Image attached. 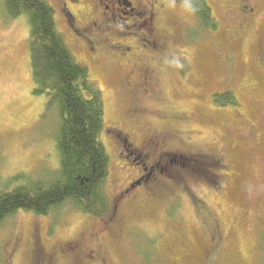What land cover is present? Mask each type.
I'll use <instances>...</instances> for the list:
<instances>
[{
  "label": "rangeland",
  "instance_id": "1",
  "mask_svg": "<svg viewBox=\"0 0 264 264\" xmlns=\"http://www.w3.org/2000/svg\"><path fill=\"white\" fill-rule=\"evenodd\" d=\"M48 1L58 29L103 92L101 140L110 156L108 188L116 210L108 218H95L72 205L49 216L19 210L0 226L2 263L39 264L31 259L32 235L40 236L49 253L55 244L100 230L97 243L111 264H264V8L245 27L244 17L227 8L229 0H207L220 24L217 30L202 28L204 32L197 34L196 26L202 25L188 4L164 0V25L171 42L157 94L147 93L150 97L142 101L151 108V97L159 100V115L148 117L144 111L133 112L137 98L127 83L131 55L123 56L112 46L105 49L101 43L94 53L87 39L71 28L60 8L62 0ZM64 1L79 21L98 19L110 4L108 0ZM3 15L0 185L13 186L18 182L13 176L21 171L41 173L59 167L55 140L59 117L54 110L45 113V95L33 93L27 17ZM115 15L116 24L123 25L107 36L110 44L137 43L133 34L118 38L133 21L121 12ZM145 27L152 30L148 20ZM219 91H232L238 103L217 104L214 94ZM146 120L148 132L166 135L168 161L188 157L185 168L181 159L173 160L155 180L151 171L156 173L160 167L152 170L144 152L130 147L124 152L108 132L116 122L130 130L134 122L142 127ZM140 179L142 185L131 192L136 198L124 196L129 184ZM92 244L84 238L81 245ZM138 250L151 252L149 258Z\"/></svg>",
  "mask_w": 264,
  "mask_h": 264
},
{
  "label": "trees",
  "instance_id": "2",
  "mask_svg": "<svg viewBox=\"0 0 264 264\" xmlns=\"http://www.w3.org/2000/svg\"><path fill=\"white\" fill-rule=\"evenodd\" d=\"M183 1L202 25L196 26L197 34L218 29L220 23L207 0ZM1 14L7 19L22 15L28 19L35 82L33 93L47 97L45 113L54 110L58 114L55 140L60 160L59 167L53 170L21 171L13 176L18 181L13 186L0 185V226L19 210L49 216L67 205L95 218L111 217L116 209L108 188L110 156L101 140L105 103L100 86L91 79L88 67L77 59L58 29L54 7L48 0H0ZM214 100L221 106L238 103L232 91L216 92ZM178 157V160L171 159L177 163L183 160L180 164L185 168L188 157ZM82 234L93 243L84 246L86 254L92 255L100 234ZM69 242L53 245L45 256L49 257L55 247L60 249L59 246L67 255ZM138 253L145 254L148 259L151 252L138 250ZM78 258L81 259L75 251V254L62 255L53 264L62 260L86 264ZM31 259L35 263L48 264L46 257L41 258L32 251Z\"/></svg>",
  "mask_w": 264,
  "mask_h": 264
},
{
  "label": "flooded vegetation",
  "instance_id": "3",
  "mask_svg": "<svg viewBox=\"0 0 264 264\" xmlns=\"http://www.w3.org/2000/svg\"><path fill=\"white\" fill-rule=\"evenodd\" d=\"M109 5L105 7L102 12H100L98 19L93 20L92 18L84 19L79 21L77 14L73 11L71 7L68 6L67 2L61 1V11L69 21L71 28L82 37L87 39V42L91 50L95 53L96 45L101 43L104 48H115L120 49L124 53L123 56L131 55L128 59V66L131 70L129 75L128 88L129 91L134 94L137 98L136 105L134 106L133 112L141 115L142 112H146L148 117L159 115L158 98H152V107H147L143 104V99L148 96L147 93L157 94V88L159 86V80L161 76V67L163 66V60L169 55V46L171 41V35L167 31L164 22L166 20V9L167 3L164 0H145V3H136L132 0H108ZM177 3L181 0H175ZM101 5V2H99ZM230 6V10L236 9L238 14L244 17L243 25L250 26L254 23V17L259 13V11L264 8V0H229L227 8ZM124 8L122 11L121 8ZM123 13L126 15V19L133 21L131 24L125 27L124 32L121 35H117L118 38L129 36L137 37L139 40L137 43L132 42V44L117 43L115 46L111 45L112 42L109 37L110 34H114L115 27L123 25V22L116 24L115 14ZM113 15V16H112ZM148 20L151 29L148 31L145 27V22ZM83 21V22H82ZM79 22L81 25H79ZM111 24H115L112 26ZM86 35V36H85ZM135 78V79H134ZM150 97V96H148ZM154 106V107H153ZM146 120L142 123V127H138L140 122H134L136 124L135 128L129 130V126L122 125L120 123H114L112 129L108 132L111 134L112 138L117 139L119 147L125 152L128 147L133 148L135 151L140 153L144 152L145 159L150 163L152 170H157L160 167V171L153 173L151 171V176L157 179V175L164 172V168H168L174 163L173 159L168 161V157L171 156L168 152L164 150L167 144L166 135L159 133L157 131H149ZM120 127V128H118ZM124 139V142H122ZM145 170H147L145 168ZM145 186L148 184L147 179L144 180ZM138 185H142L141 179L133 181L129 184V187L123 192L124 196L131 197L135 199V193L133 191ZM130 194V195H129ZM130 199V200H131ZM98 233H101L99 230ZM84 234L79 235L73 241H70L66 246L68 248V254H75L81 257L78 260H82L86 264H111L108 260V256L105 252L104 247L100 243L95 244V250L92 255L86 254L84 246H82V241L84 239ZM96 237L93 235V239ZM98 239V238H97ZM74 249H72V247ZM31 251L33 254H38L39 257L45 258V262L48 264H53L59 257L68 256L62 250H53V254L49 257L45 256V251L41 246V238L38 235H32V240L30 243ZM20 248V246H18ZM37 252V253H36ZM58 262V261H57ZM56 262V264H57Z\"/></svg>",
  "mask_w": 264,
  "mask_h": 264
}]
</instances>
